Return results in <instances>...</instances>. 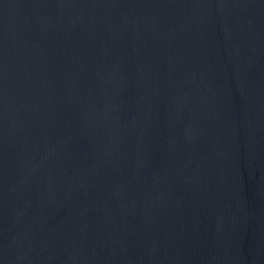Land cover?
I'll use <instances>...</instances> for the list:
<instances>
[{
    "label": "water",
    "instance_id": "water-1",
    "mask_svg": "<svg viewBox=\"0 0 264 264\" xmlns=\"http://www.w3.org/2000/svg\"><path fill=\"white\" fill-rule=\"evenodd\" d=\"M0 264H264V0H0Z\"/></svg>",
    "mask_w": 264,
    "mask_h": 264
}]
</instances>
